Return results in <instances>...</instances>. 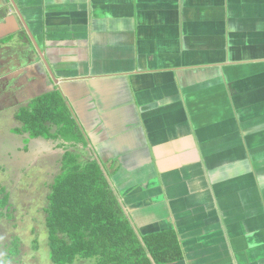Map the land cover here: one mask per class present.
Instances as JSON below:
<instances>
[{"label":"crops","instance_id":"obj_1","mask_svg":"<svg viewBox=\"0 0 264 264\" xmlns=\"http://www.w3.org/2000/svg\"><path fill=\"white\" fill-rule=\"evenodd\" d=\"M0 66L3 107L65 102L52 172L97 163L177 264H264V0H0Z\"/></svg>","mask_w":264,"mask_h":264},{"label":"trees","instance_id":"obj_2","mask_svg":"<svg viewBox=\"0 0 264 264\" xmlns=\"http://www.w3.org/2000/svg\"><path fill=\"white\" fill-rule=\"evenodd\" d=\"M66 108L60 96L51 94L9 109L8 132L10 129L18 134L29 132V141L44 137L51 138L52 142L71 139L75 129ZM1 113L0 110V118ZM65 123L68 125L64 126ZM54 127L60 130L54 133ZM11 133L5 139L9 148L20 138ZM26 148L25 145V151ZM19 149L16 152L23 151L21 155L15 156L8 150L0 155V172L6 180L0 185V222L7 221L6 226L17 222L14 195L17 193L21 202L24 193L21 192L19 171L25 152ZM66 157L61 166L52 167V170L56 169V174L53 172L56 176L53 180L51 175L52 179L45 184L50 192L46 198L48 203L42 209L43 243L48 248V257L44 259L52 264H177L183 260L175 232L142 235L129 217H125L123 206L97 163L79 164L70 154ZM27 186L31 190L34 185L29 183ZM31 243L34 251L44 248L39 235ZM1 248L7 250L8 256L4 259L0 256V264H6L7 258L20 255L22 240L14 238L9 244L5 243L0 228Z\"/></svg>","mask_w":264,"mask_h":264},{"label":"rangeland","instance_id":"obj_3","mask_svg":"<svg viewBox=\"0 0 264 264\" xmlns=\"http://www.w3.org/2000/svg\"><path fill=\"white\" fill-rule=\"evenodd\" d=\"M1 67V66H0ZM1 80V78H0ZM8 103V102H7ZM0 107L2 111L1 120H0V155H4V153L8 150L11 151L13 155L22 154L24 150V160L26 161L24 165H32L30 168L35 167L34 170H29L24 172V169H20L19 171V180L21 182V192L22 193V201L20 202V198L17 193L13 197V205L16 212V220L17 222L7 225V221L4 220L3 223L0 222V228L2 230V237L5 243L9 244L14 238H19L22 240V248L20 250V255L14 257L10 260L7 258L6 264H52L48 259H44L48 257V248L43 243L45 240V233L43 229V219L44 214L42 213V209L47 205V193L49 194L50 190L45 188V184L47 183V179L52 175L51 169L47 167H43L44 165V152H49L51 149V145L49 143H53L55 147L59 148L58 140L52 142L51 138H39L28 140L27 134L20 133L18 134L15 130L10 129L8 132L7 124L9 114V105ZM6 124V125H5ZM2 125V126H1ZM13 132V137H20L16 144L12 142L13 147L9 148L8 143L5 141L6 137L11 136ZM49 142H45V141ZM46 144V145H45ZM25 145L27 146L25 151ZM60 151V150H59ZM9 153V152H8ZM38 156V157H37ZM48 160V159H47ZM32 163V164H29ZM55 165V164H54ZM22 167V166H21ZM29 168V166H28ZM29 168V169H30ZM55 168V167H54ZM55 170V169H54ZM23 173V174H22ZM56 173V170H55ZM22 174V176H21ZM47 177L46 180L44 176ZM4 175L0 172V185L3 182H6L2 177ZM51 178V177H50ZM46 181V183H45ZM32 183L34 185L31 190L28 189V184ZM118 201L120 200L117 198ZM122 205V203H120ZM123 206V205H122ZM4 209V208H3ZM41 213V214H40ZM126 218L127 215H125ZM6 228V229H5ZM4 229V230H3ZM39 235L41 242L43 243V247L40 251H34L31 247V242L34 238ZM0 256L4 259L8 256V252L5 248L0 249Z\"/></svg>","mask_w":264,"mask_h":264},{"label":"flooded vegetation","instance_id":"obj_4","mask_svg":"<svg viewBox=\"0 0 264 264\" xmlns=\"http://www.w3.org/2000/svg\"><path fill=\"white\" fill-rule=\"evenodd\" d=\"M12 116H14V114L12 115ZM14 120V119H13ZM15 120H16V118H15ZM38 157V156H37ZM26 161L24 160V157H23V159H22V161H21V168L22 169H24V171H26L27 172V170H30V169H35V167H32V168H30L31 167V165H24V163H25ZM28 166H29V168H28Z\"/></svg>","mask_w":264,"mask_h":264},{"label":"clouds","instance_id":"obj_5","mask_svg":"<svg viewBox=\"0 0 264 264\" xmlns=\"http://www.w3.org/2000/svg\"><path fill=\"white\" fill-rule=\"evenodd\" d=\"M29 164H32V163H29ZM32 166V165H31ZM30 170H32V169H30Z\"/></svg>","mask_w":264,"mask_h":264}]
</instances>
